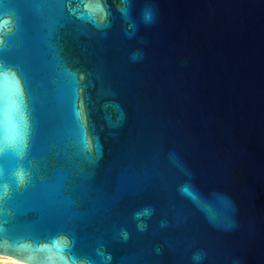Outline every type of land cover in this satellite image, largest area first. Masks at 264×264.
Segmentation results:
<instances>
[{
	"label": "water",
	"instance_id": "water-1",
	"mask_svg": "<svg viewBox=\"0 0 264 264\" xmlns=\"http://www.w3.org/2000/svg\"><path fill=\"white\" fill-rule=\"evenodd\" d=\"M83 2L0 0L32 124L0 154V238L64 235L82 264H264V0H104L96 23Z\"/></svg>",
	"mask_w": 264,
	"mask_h": 264
},
{
	"label": "clouds",
	"instance_id": "clouds-1",
	"mask_svg": "<svg viewBox=\"0 0 264 264\" xmlns=\"http://www.w3.org/2000/svg\"><path fill=\"white\" fill-rule=\"evenodd\" d=\"M82 9L79 15L86 16L93 23L104 21L109 15L104 0H84ZM120 11L125 9L121 8ZM144 19L150 20L151 14L146 12ZM75 115L82 123V112L76 111ZM31 129L25 83L14 69L0 65V154L22 153L28 145ZM17 178L21 182L24 180L20 174H17ZM0 188L3 189L0 192L2 198L7 195L8 185L0 184ZM73 243L72 239L64 235L47 240L22 241L14 245L0 238V256L9 255L19 264H82L68 255ZM0 264H3L2 260Z\"/></svg>",
	"mask_w": 264,
	"mask_h": 264
},
{
	"label": "bare ground",
	"instance_id": "bare-ground-1",
	"mask_svg": "<svg viewBox=\"0 0 264 264\" xmlns=\"http://www.w3.org/2000/svg\"><path fill=\"white\" fill-rule=\"evenodd\" d=\"M0 259L8 261L9 262L8 264H19V261L14 260L13 258H11L10 256H7V255L0 256Z\"/></svg>",
	"mask_w": 264,
	"mask_h": 264
},
{
	"label": "rangeland",
	"instance_id": "rangeland-1",
	"mask_svg": "<svg viewBox=\"0 0 264 264\" xmlns=\"http://www.w3.org/2000/svg\"><path fill=\"white\" fill-rule=\"evenodd\" d=\"M2 260V259H0ZM3 261V264H8L9 262L8 261H5V260H2Z\"/></svg>",
	"mask_w": 264,
	"mask_h": 264
}]
</instances>
